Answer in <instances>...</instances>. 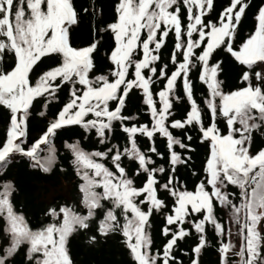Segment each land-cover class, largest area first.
I'll return each mask as SVG.
<instances>
[{
    "label": "snow or ice",
    "instance_id": "1",
    "mask_svg": "<svg viewBox=\"0 0 264 264\" xmlns=\"http://www.w3.org/2000/svg\"><path fill=\"white\" fill-rule=\"evenodd\" d=\"M214 8V0H117L113 20L107 22L95 0L91 11L82 12L72 0H0V106L7 110L0 171L26 158L37 179L56 171L67 175L54 142L70 126L83 130L82 139L94 134L104 146L88 151L81 140L64 142L82 195L78 204L46 208L35 230L14 208L15 186L2 185L0 216L6 243L0 245V264H15L22 247L24 264H74L73 240L95 248L101 238L116 235L123 238L131 264H183L174 250L193 235L192 229L196 243L184 255L189 264H200L209 226L220 238L219 264H264V147L253 151L255 136L264 137V4L255 12L254 30L238 45L250 0H228L215 19L208 18ZM91 17L97 18L94 27L88 23ZM170 33L171 72L168 63L157 67ZM106 45L105 55L114 67L90 78L94 54ZM238 66L243 86L224 91L221 77ZM193 69L207 87L203 109L195 97ZM161 81H166L163 88L154 93L152 86ZM65 89L67 99L52 112ZM134 90L142 97L150 124L126 114ZM185 102L186 116L176 119L174 104ZM35 103L41 107L35 108ZM34 121L42 126L32 134ZM117 124L126 134L123 147L111 142ZM172 129L182 130L183 137ZM189 129L198 132L199 145L207 150L204 178L195 191H188L178 175L181 167L192 166L191 154L196 152ZM138 134L150 142L146 150L138 144ZM157 134L166 138L167 167L157 164L156 158L165 159L156 146ZM132 163L136 168L129 175ZM140 175L145 176L142 187L135 184ZM160 191L172 198L171 208ZM217 207L230 210L238 247L231 239L224 242ZM154 214L163 216L162 235L167 238L156 252L151 236Z\"/></svg>",
    "mask_w": 264,
    "mask_h": 264
},
{
    "label": "trees",
    "instance_id": "2",
    "mask_svg": "<svg viewBox=\"0 0 264 264\" xmlns=\"http://www.w3.org/2000/svg\"><path fill=\"white\" fill-rule=\"evenodd\" d=\"M74 7L81 11L85 8L92 10L94 0H72ZM117 0H95V6L103 8V19L107 22H112L114 17V7ZM228 3V0H214V11L209 14L208 18L215 19L218 16V13L223 10V6ZM264 4V0H250V8L247 10L246 18L242 20L241 25L239 26V39L236 41L238 45L240 40L247 38L248 34L254 30V15L257 8ZM186 19V17H185ZM97 22L96 17H91L88 23L91 26H95ZM103 27V25H101ZM174 47V34L170 33L167 38L166 46L161 49V60L158 62L157 67L161 66L163 63L169 64V72L173 69L170 62L171 51ZM109 51V46L106 45L105 48H102L98 54H94V63L95 68L90 73V78H93L97 75L108 74L109 70L114 67L111 65L110 61L107 59L105 53ZM199 51V50H197ZM220 52V50H217ZM226 54L221 53L220 58H224ZM142 58V52H140L139 57ZM238 66L237 70L229 71L227 76H222L221 79L224 80L223 89L224 91L236 90L239 87L243 86L241 81V74ZM133 69L129 70V78L132 77ZM147 73V70H145ZM194 82V91L197 102L201 104V108H204L202 100L207 94V87L200 83L198 79V72L196 69H193L190 74ZM113 79L110 77V80ZM166 81H161L159 84L153 85V92H157L163 88V85ZM182 87V86H181ZM136 95L132 98V103L128 105L126 114H132L138 116L139 123H151V117L146 110V106L142 104V97L138 90H134ZM68 90L65 89L61 93L59 103H56L52 107V112L57 111L62 107L63 101L67 99ZM158 100V97H156ZM35 108L41 107L40 104L35 103ZM139 107L140 111L137 112L136 109ZM188 104L185 103H176L174 104V116L176 119H182L186 116V111L188 110ZM5 109L0 106V146L6 140V124L4 116L6 114ZM91 118V117H89ZM204 123H209V116L204 115ZM41 124L36 123L35 121L31 125V132L35 134ZM219 127L223 128L224 124L221 121ZM173 134L179 137H183L182 130L172 129ZM83 130L79 126H70V129L67 131H61L58 137L55 140V146L58 149V157L60 163L69 169L67 175L61 174L59 171L54 172L51 176L44 177L43 179H37L36 174L28 166V162L25 159L17 158L14 162H10L7 168L3 171H0V190H2V185L6 182H11L16 191L12 197V203L14 208L17 211H22L26 219L29 222V226L34 230L40 226V222L45 219L44 211L50 206H56L59 204H73L79 203V198L82 194L78 192L77 187V178L70 168V153L64 148V142L73 143L76 140H81V145L85 150H103L104 146H101L97 143L95 135L91 137L82 139L81 134ZM188 134L193 135V147H196V152L192 153L193 162L190 168L185 169L181 167L179 170V178L183 185L186 186L188 191H195L196 185L204 178L203 167L206 163L207 150L205 146L199 145L197 139L198 132L193 129H189ZM125 135L120 131L118 124L116 125V130L112 134L111 142L113 144H119L123 147L126 143ZM138 144L142 150H146L150 142L146 137L137 136ZM156 146L159 151L165 154V159H157V164H164L167 167V152H166V138H162L157 134ZM259 147H264V137L257 134L255 136V142L253 145V151ZM177 151H182L177 148ZM155 158V157H154ZM127 163V161H125ZM111 167V165H108ZM136 168L135 163H132L128 166V173L132 175ZM192 171H195L197 174L192 175ZM161 183L166 181V177H158ZM145 182V176L140 175L135 177V184L138 187H142ZM159 197L164 199L171 208L173 200L168 194L164 191H160ZM80 211L86 212V209H83L82 206L79 208ZM216 214L221 222L225 226V236L224 242H228L231 239V242L234 245L239 246L240 238L237 236V227L234 224H231V212L229 209H222L217 207ZM102 218V217H100ZM98 222V221H97ZM151 236H152V250L156 252L157 250L162 251L163 245L166 243V239L162 235V227L164 225V219L162 215L154 214L151 217ZM5 221L2 216H0V245L6 243L5 234H4ZM93 229L96 227V222L92 225ZM185 227H189L185 225ZM231 228L232 236L229 238L228 229ZM193 235L186 238L184 241H180L178 248H176L175 255L178 260H183V264H189V257L184 255L185 252H189L191 247L196 243V235L194 229H192ZM264 234V232H262ZM122 237L119 235L112 236L109 238H101L99 244L95 248H89L86 246V242H81L79 238L73 240L71 247V255L74 259V264H131V257L128 254V250L123 246ZM208 244L205 249L202 251L200 256V264H219V254L218 246L220 243V238H218L211 226L208 229ZM26 253V247H22L20 252L14 257L15 264H24V256ZM3 248L0 246V255H3ZM238 259V257H233V260Z\"/></svg>",
    "mask_w": 264,
    "mask_h": 264
}]
</instances>
